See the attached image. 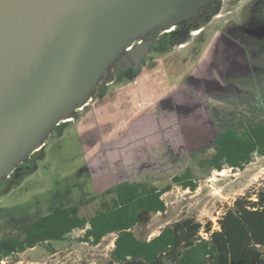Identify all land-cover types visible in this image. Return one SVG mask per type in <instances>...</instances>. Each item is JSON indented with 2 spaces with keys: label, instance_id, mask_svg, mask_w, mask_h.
Segmentation results:
<instances>
[{
  "label": "rangeland",
  "instance_id": "obj_1",
  "mask_svg": "<svg viewBox=\"0 0 264 264\" xmlns=\"http://www.w3.org/2000/svg\"><path fill=\"white\" fill-rule=\"evenodd\" d=\"M223 7L222 15L227 10ZM207 40L208 33L190 39L184 48L168 46L157 53L152 51L146 61L152 58L154 67L143 68L133 82L120 77L106 87L108 104L97 106L100 99H94L84 111L77 112L74 122L53 129L31 168L12 180L7 190L0 191V240L16 235L25 224L49 214L54 207L80 205V215L89 217L98 207L96 201L78 202L120 180L162 187L186 168L195 178V191L174 186L162 196L164 213L141 215L133 232L145 240L186 217L201 224L211 221L216 229L225 207L247 189L264 185V158L259 156H254L242 171L224 167L208 173L199 166L213 152L210 145L216 131L244 121L256 125L264 120V53L253 60L259 70L251 78L228 79L232 90L226 94L202 96L211 105L210 115L218 129L205 118H177L158 105L173 93L189 92L187 77L213 73L204 64L202 47ZM250 106L255 107L252 113L247 111ZM94 108L98 112L91 116ZM228 119L232 123H223ZM115 142L126 143L117 154L114 151L119 145ZM82 235V230H75L67 240L38 245L0 264H107L115 234L105 236L96 246L78 241Z\"/></svg>",
  "mask_w": 264,
  "mask_h": 264
},
{
  "label": "water",
  "instance_id": "obj_2",
  "mask_svg": "<svg viewBox=\"0 0 264 264\" xmlns=\"http://www.w3.org/2000/svg\"><path fill=\"white\" fill-rule=\"evenodd\" d=\"M212 2L0 0V181L75 119L98 83L112 80L114 63L138 70L151 36Z\"/></svg>",
  "mask_w": 264,
  "mask_h": 264
},
{
  "label": "trees",
  "instance_id": "obj_3",
  "mask_svg": "<svg viewBox=\"0 0 264 264\" xmlns=\"http://www.w3.org/2000/svg\"><path fill=\"white\" fill-rule=\"evenodd\" d=\"M210 148L213 152L200 162L201 168L208 173L224 167L242 171L254 156L264 158V120L218 132ZM174 186L196 190L190 168L162 187L129 181L110 186L83 202L97 203L89 217L80 215V205L54 207L16 235L0 240V262L38 245L67 240L73 231L82 230L78 241L91 246L115 234L107 264H264V185L247 189L225 207L216 229L211 221L201 224L186 217L149 240L136 237L133 228L140 224L141 215L164 213L162 196Z\"/></svg>",
  "mask_w": 264,
  "mask_h": 264
},
{
  "label": "flooded vegetation",
  "instance_id": "obj_4",
  "mask_svg": "<svg viewBox=\"0 0 264 264\" xmlns=\"http://www.w3.org/2000/svg\"><path fill=\"white\" fill-rule=\"evenodd\" d=\"M223 5L227 10L225 9L226 11L222 15L220 12L224 9ZM213 28V31L210 30ZM207 33L208 40L202 47L203 54H205L204 64L207 69H213V73L210 71V76L208 77L194 75L187 77L186 87L189 92L173 93L167 99L160 100L158 105L163 111L172 113L177 118L183 116L205 118L211 125H214L215 129H218L216 126L217 122L210 115L211 105L204 102L202 96L218 97L226 94L229 90H232L228 79L251 78L254 75L253 73L259 70L253 65V60H256L264 53V0H213L211 4L200 11L198 18L183 22L175 28L151 36L156 43L150 47L139 69L134 70L133 66H126L124 63L119 65L114 63L110 67L112 80L108 83H104L103 81L98 83L97 87L91 92L87 106L94 99H100L96 100L98 105L107 104L105 101L108 100L106 98L109 95L107 96L106 87L109 84L116 83L117 78L125 77L129 81H132L140 75L143 68L154 67L155 62L152 58H150V62L147 63L146 61V57L152 51L157 53L165 50L168 46H171L172 49L174 47L184 48L190 44V39L193 38L195 40L197 37H206ZM189 36L190 38H188ZM234 89H236V86ZM254 108L250 106L247 108V111L252 113ZM188 111L190 114H187ZM74 121L75 119H69L65 120V122H59L55 128ZM225 122L232 123L229 119L223 123ZM220 123H218V126ZM246 123L250 122L244 121L238 125L227 126L224 130L236 128ZM224 130L216 131V134ZM115 143L118 144V142ZM122 145L121 143L118 146L120 148L116 147L114 154L120 153L123 150ZM43 148L42 146L40 150L30 154L16 166L17 171L11 172L7 177L2 179L0 181V191L7 190L10 187L8 184L12 180H16L27 169H30L35 156L40 154L39 152H42ZM107 149L109 150V148ZM87 174L89 175V171ZM120 182L122 181L120 180L118 183ZM118 183L112 182V186ZM86 200L82 199L78 203H83Z\"/></svg>",
  "mask_w": 264,
  "mask_h": 264
},
{
  "label": "crops",
  "instance_id": "obj_5",
  "mask_svg": "<svg viewBox=\"0 0 264 264\" xmlns=\"http://www.w3.org/2000/svg\"><path fill=\"white\" fill-rule=\"evenodd\" d=\"M136 78H137V77H136ZM132 82H133V81H132ZM131 85H132V84H129L128 87H131ZM107 101H108V100H107ZM127 101L130 102V100H127ZM124 103H126V101H125ZM124 103H121V104L124 105ZM107 104H108V102H107ZM99 105H100V104H99ZM99 105H97V106H99ZM105 105H106V104H104V105H102V106H105ZM124 106H125V105H124ZM91 110H92V109H91ZM111 111H113V109H111ZM97 112H98V109H95V108H94V110H93L90 114H91V116H93V114H94V113H97ZM88 114H89V112H88ZM85 119L87 120V119H89V118L86 117ZM85 119H83L82 121H84ZM86 120H85V122L87 123ZM93 120H94V119H93ZM82 121H80V122H82ZM86 127H89V126H86ZM125 144H126V143H124L123 145H125ZM111 183H112V182H111ZM98 188H99V191H100V190H101V189H100L101 187H98Z\"/></svg>",
  "mask_w": 264,
  "mask_h": 264
},
{
  "label": "built area",
  "instance_id": "obj_6",
  "mask_svg": "<svg viewBox=\"0 0 264 264\" xmlns=\"http://www.w3.org/2000/svg\"><path fill=\"white\" fill-rule=\"evenodd\" d=\"M130 48H131V46L128 47V48H126V50H128V49H130ZM88 102H89V101H88ZM88 102H87L85 105H83L82 107H80V108L78 109V112H79V111H83V109L87 106ZM41 147H42V145H41L39 148H37L36 151L40 150Z\"/></svg>",
  "mask_w": 264,
  "mask_h": 264
},
{
  "label": "bare ground",
  "instance_id": "obj_7",
  "mask_svg": "<svg viewBox=\"0 0 264 264\" xmlns=\"http://www.w3.org/2000/svg\"><path fill=\"white\" fill-rule=\"evenodd\" d=\"M172 29V28H171ZM69 120V119H68ZM70 120H72V119H70Z\"/></svg>",
  "mask_w": 264,
  "mask_h": 264
}]
</instances>
